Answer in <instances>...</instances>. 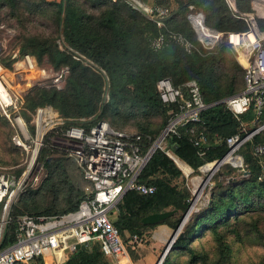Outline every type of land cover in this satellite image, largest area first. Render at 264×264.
<instances>
[{"label": "trees", "instance_id": "1", "mask_svg": "<svg viewBox=\"0 0 264 264\" xmlns=\"http://www.w3.org/2000/svg\"><path fill=\"white\" fill-rule=\"evenodd\" d=\"M174 1L177 9L169 15L165 24L168 30L181 33L195 46L191 53L176 45L154 51L150 44L161 30L121 0H62L60 4L47 0H0V9H8L10 18L22 26L32 22L41 12L52 10L56 35L55 39L50 36L21 35L19 54L12 60L0 62L2 66L11 68L18 59L28 54L34 56L38 64L46 59L55 72L63 67L69 70L62 90L35 87L28 92L22 111L24 115L26 112L34 115L37 108L50 106L65 121V127L89 129L95 122L109 117L112 125L131 122L143 132L140 134L154 139L157 136L147 133L150 119L160 117L165 126L169 113L175 111V106L164 103L159 95L156 86L159 80L168 79L175 87L195 80L204 101L215 104L201 115L208 136V144L203 148L205 155L199 157V150L192 147L186 136H170L166 149L157 150L138 177L139 183L156 188L154 194L143 196L130 191L123 196L113 220L121 238L124 233L129 238L134 235L139 238L143 230L157 225H167L176 230L187 212L190 192L187 188L179 189L171 185V179L180 177L181 171L166 155L167 150L191 169L197 170L204 164L225 157L228 152L225 139L240 134L241 125L248 123L253 114L250 109L240 120H236L225 104L219 103L242 91L243 87L240 90L235 82L236 74L244 77V70L236 59H232L230 70L235 74L223 75L221 66L225 60L221 51L201 48L186 20V14L188 7L192 6L203 13L207 26L224 33L245 31L246 24L237 18L226 0ZM236 9L250 12L249 0H236ZM257 24L259 30L264 32V20L259 19ZM57 40L63 44L62 48L56 43ZM223 77L227 79V84H221ZM255 125L256 129L264 125V108ZM262 143L264 130L255 134L239 150L249 178L228 186L215 185L208 205L191 216L182 238L175 240L172 249L184 251L189 257L188 264L200 262L199 256L190 248V244L199 236L208 231L216 233L224 225L249 213L264 215V178L259 180L264 168V156L258 157L253 153V148ZM50 151L43 147L39 159L45 160ZM67 162L63 158L47 159L45 167L49 171V178L40 189H52L56 181L59 189H69L63 210L37 212L23 205L26 211L22 212L26 213L12 208V215L55 216L77 210L86 195L78 182H71ZM168 209L176 210V214L154 226L141 224L143 217ZM14 227L15 223H12L9 232ZM7 236L2 247L13 240L10 233ZM129 249L130 245L127 251ZM90 256L87 251L78 250L71 254L65 264L88 261ZM169 262L166 255L162 264ZM106 263L98 261L96 264Z\"/></svg>", "mask_w": 264, "mask_h": 264}, {"label": "built area", "instance_id": "2", "mask_svg": "<svg viewBox=\"0 0 264 264\" xmlns=\"http://www.w3.org/2000/svg\"><path fill=\"white\" fill-rule=\"evenodd\" d=\"M131 1L142 8L161 30L151 41L154 51L169 45H176L186 53L195 50V46L184 35L167 29L165 21L171 14L168 8H149L136 0ZM226 2L237 18L246 24L245 31L224 33L215 30L206 25L203 13L192 6L188 7L186 20L203 50L213 51L222 43L232 48L236 61L244 70L243 89L221 103L225 104L236 120H240L251 109L253 114L249 123L255 125L264 108V32L259 30L257 24L259 19H264V0H250V12H239L236 0ZM12 71L0 63V110L8 118L16 114L14 120L23 138L17 133L12 139L13 144L27 152L31 147L33 150L27 166L18 175L0 166V264H37L39 260L45 262L48 258H53L55 264H65L71 254L78 251L76 245L85 246V251L91 255L88 261L79 260L77 264L110 260L115 264L130 263L127 246L137 244L138 237L134 235L129 238L128 244L124 243L113 225L112 214L118 213V204L127 192L134 191L143 196L154 194L156 188L139 183L138 177L152 155L157 150L166 149L168 137L184 135L192 147L199 150V157L205 155L203 148L208 144V136L201 115L215 104L204 101L195 80L175 87L168 79H161L156 84L157 91L164 103L175 106V111L169 113L166 125L154 139L148 135L115 129L105 121H97L89 129L65 127L62 118L50 108L43 107L35 111L33 124L36 134L33 140H29L20 115L25 103L21 94L16 92L15 84L28 82L27 74L39 73L40 69L36 58L27 54L13 64ZM68 73L67 67L56 71L50 88L62 90ZM259 128L249 134H236L225 139L228 148L225 158L238 156L241 161L237 166L230 162L227 164L242 166L238 152L258 133ZM48 132L55 133L64 144L60 149L62 153L75 158L84 180L91 184L90 192L75 211L55 216L25 214L14 217V199L24 186L39 179L41 168L34 170ZM253 153L263 157L264 143L255 146ZM166 155L175 163L176 156L170 150L166 151ZM193 204L194 201L189 204L191 214L200 210L196 208L197 203L192 208ZM12 223H15V227L9 232ZM8 233L13 240L2 247Z\"/></svg>", "mask_w": 264, "mask_h": 264}, {"label": "rangeland", "instance_id": "3", "mask_svg": "<svg viewBox=\"0 0 264 264\" xmlns=\"http://www.w3.org/2000/svg\"><path fill=\"white\" fill-rule=\"evenodd\" d=\"M47 1L60 4L62 0ZM121 1L125 2L133 10L141 13L147 20L152 22L148 18V15L143 11V9L140 8L135 2L131 0ZM136 1L140 3V5L147 6L149 8H168L171 13L177 9V4L174 0ZM52 13V10H48L47 12L43 11L40 15L32 19V22H26L22 26L20 23L16 22L15 19L10 18V12L8 11V9H0V62L12 60L19 54L18 52L21 47V35H34L42 37L50 36L55 39V26ZM56 43L61 46L60 48L63 47V44L59 40H57ZM216 50L221 51L222 56L225 60L221 66V70L223 72L222 74H235L232 70H230L231 60L236 59L233 56L232 48L227 46L225 43H222L217 46ZM12 66L11 68L6 67L7 70L13 72ZM38 66L40 69L39 73L35 72L33 74H27V78L29 79L28 82L24 84H22L21 82H17L15 84V90L16 92L21 94L24 103L25 97L27 96L28 92L33 90L35 87L49 89L51 86V80L53 79V74L55 73V71L50 68L46 59L41 61ZM227 82V79L223 77L221 84H227ZM235 83L236 87L240 88L241 90L243 87V77L241 75L236 74ZM105 99H107V94L105 95ZM223 100L224 99H222V101ZM45 108H50L53 113L58 114L50 106H45ZM10 112H13V110H10ZM20 115L23 123V130H25L24 132L27 134L29 140H33L36 134L35 127L33 124L34 115L32 114V116L30 113L27 112L25 113V115L24 113L22 114V112H20ZM14 116H16V114H11L8 118L0 110V166L8 170H13V172L18 175L27 166L33 147H31L27 152L26 149L17 148L13 144L12 139L17 133L20 134L21 138H23L21 133L19 132L17 123L14 120ZM27 117H29V120H27ZM103 121L107 122L108 124H110V126L115 129L122 130L130 134L143 133L139 130V128H137V126L133 125L131 122L122 123L119 125H112V120L109 117L107 119H103ZM149 122L150 127L147 133L152 136H158L160 131L164 128V125H162V118L154 117L151 118ZM255 129L256 125L254 124H242L240 134H249ZM43 143L44 147L51 150L52 152L50 151L49 155L43 161L39 159L38 154L36 162L37 167L34 170L35 172L41 168L40 173L38 175V181L35 183H28L26 186H24L22 191L19 192L18 196L14 199L12 203V208H16V210L20 212L25 210L23 208V205L27 206L30 210L35 209L37 212H43L51 209L60 212L66 206V197L67 193L70 190L59 189L57 187V181L56 186L52 189L40 191L42 186L45 185L46 181L49 178V171L45 167V162L49 158H63L65 160H68L67 172L71 179V182H78L81 187L80 189L83 190L85 195L90 192L91 185L83 180L81 170L78 167L75 158L66 155L65 153H62L60 151V149H62L61 146H64V144L59 140V138H57L55 133H46ZM238 154L242 158L240 152H238ZM204 165L202 167H204ZM176 167L178 168L177 165ZM202 167L197 170H193L190 168V173L188 174H184L181 171L180 177L171 179L170 181L171 185L177 186L179 189H188V191L190 192V203L194 201V199H196V193H198L199 197L197 199L198 201H196V208L198 209H202L208 205L211 192L215 185L222 184L223 186H228L231 184H235L239 181H245L249 178L248 169L246 168L244 160L242 158V166L240 167H233L232 165L227 163L222 164L218 168V170L211 175L208 182L202 187L204 181L211 174L202 172ZM263 178L264 171L262 170V174L259 180ZM197 180L200 181L198 182ZM194 190H197V192L195 193ZM193 214H195V212H192L191 216ZM115 216V214H112V220L115 219ZM184 227L181 230V234H183L184 232ZM148 231L150 230H143L142 235L138 238V243L130 246V249L128 251L130 263L128 264H135V257L137 255L136 250H132L131 247H137L139 244L145 246L146 248L150 246L149 235L147 234ZM122 239L127 244L129 242V235L127 233H124ZM170 239L171 238H169L167 242H165V244H163L162 247L158 249L155 264L158 263L160 257L169 246ZM173 244L171 245L167 253V256L170 260L169 264H188V255L184 251L173 250ZM190 248H192L196 255L199 256L200 262L198 264H264V215L260 213L246 214L238 220L231 221L229 224L224 225L219 230H217L216 233L208 231L202 236H199L190 244ZM46 262L47 264H52L50 259H47ZM37 264H44V262H37ZM106 264L115 263L109 261Z\"/></svg>", "mask_w": 264, "mask_h": 264}, {"label": "crops", "instance_id": "4", "mask_svg": "<svg viewBox=\"0 0 264 264\" xmlns=\"http://www.w3.org/2000/svg\"><path fill=\"white\" fill-rule=\"evenodd\" d=\"M246 125H249V122L246 123ZM177 160L181 164L185 165L188 168L186 173L187 174L190 173V167L187 166L183 161L179 160L178 158H177ZM178 168L180 169V171H182V173L186 174L180 167H178ZM148 230H150L147 232V234L149 235L150 246L148 248H146L145 246L139 244L137 247H135V246L131 247L132 250L133 249L136 250V254H137L135 257V259H136L135 264H148V263L155 264L156 254L158 252V249L160 247H162V245L165 244V242H167V240L169 238L172 237L173 232H174V230L172 228L168 227L167 225H157V226H155L151 229H148ZM48 259H50L52 264H55L53 258H48ZM44 264H47L46 260H45Z\"/></svg>", "mask_w": 264, "mask_h": 264}, {"label": "water", "instance_id": "5", "mask_svg": "<svg viewBox=\"0 0 264 264\" xmlns=\"http://www.w3.org/2000/svg\"><path fill=\"white\" fill-rule=\"evenodd\" d=\"M221 103V102H219ZM264 130V126H262L261 128L258 129V132ZM225 161V157H223L222 159L215 161L214 162V168H212V172L210 174V176H208V178L204 181L202 187L208 182V180L210 179L211 175L218 170V168L224 164ZM176 164V163H175ZM202 189V188H201ZM200 189V190H201ZM191 207L189 206L187 212L185 213V215L183 216V218L181 219L179 225L177 226L176 230H174L173 235L170 239L169 242V246L167 247V249L165 250V252L162 254V256L160 257L159 261L157 264H162L164 258L166 257L171 245L175 242V240L180 237L182 238V234H181V230L184 227V225L186 224V222L189 220L190 216H191ZM176 214V210H168V211H164L161 213H154V214H150L147 215L145 217L142 218L141 220V224L145 225V226H154L157 224H160L161 222H163L164 220L174 216ZM76 250H85V246L83 245H76L75 246Z\"/></svg>", "mask_w": 264, "mask_h": 264}, {"label": "bare ground", "instance_id": "6", "mask_svg": "<svg viewBox=\"0 0 264 264\" xmlns=\"http://www.w3.org/2000/svg\"><path fill=\"white\" fill-rule=\"evenodd\" d=\"M250 38H252L251 36H250ZM175 162H176V164L178 165V167H180L185 173L187 172V170H188V168L185 166V165H183V164H181L177 159H175ZM228 162H230V163H232L233 165H240V163H241V161H240V159H239V157L238 156H235V157H228V158H225V161H224V163H228ZM212 168H214V164L213 163H211V164H209V165H207V166H205V167H203L202 168V172H205V173H211L212 171ZM206 170V171H205ZM198 181V180H197ZM200 181V180H199ZM198 181V182H199ZM196 182V181H195ZM194 182V183H195ZM195 187H196V185H195ZM196 189H198V188H196ZM194 192L196 193L197 192V190H194ZM197 194V196H196V199L194 200V204L196 203V201H197V199H198V197H199V194L198 193H196ZM194 204H193V206H192V208L194 207ZM199 206V205H198Z\"/></svg>", "mask_w": 264, "mask_h": 264}]
</instances>
